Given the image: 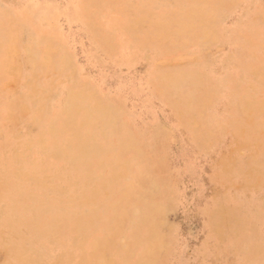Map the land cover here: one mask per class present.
Wrapping results in <instances>:
<instances>
[{
    "label": "rangeland",
    "instance_id": "1",
    "mask_svg": "<svg viewBox=\"0 0 264 264\" xmlns=\"http://www.w3.org/2000/svg\"><path fill=\"white\" fill-rule=\"evenodd\" d=\"M0 264H264V0H0Z\"/></svg>",
    "mask_w": 264,
    "mask_h": 264
}]
</instances>
